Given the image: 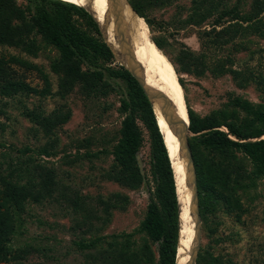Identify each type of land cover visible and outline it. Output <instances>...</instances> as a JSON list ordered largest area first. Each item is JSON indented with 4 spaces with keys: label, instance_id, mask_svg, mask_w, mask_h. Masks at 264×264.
<instances>
[{
    "label": "rangeland",
    "instance_id": "obj_1",
    "mask_svg": "<svg viewBox=\"0 0 264 264\" xmlns=\"http://www.w3.org/2000/svg\"><path fill=\"white\" fill-rule=\"evenodd\" d=\"M128 1L151 22L153 39L177 71L187 106L197 117L204 119L226 110L233 98L264 105V33L259 31L264 24V11H259L263 0H230L211 19L199 23L192 20L195 0ZM19 4L27 5L23 0ZM235 8L243 19L230 23L242 25L244 34L223 51L216 50L205 32L212 29L221 12ZM80 23L88 31L85 21ZM24 34L14 44H0V56L21 63L17 69L26 74L27 79L22 80L29 91L0 95V173L17 168V181L35 184L42 194L37 202L36 195L30 198L24 211H14L16 227L10 247L29 251L22 260L9 264H96L86 258L96 254V247L83 248L82 243L89 246L99 239L101 245L115 240L128 246L133 256L145 253L144 264H160L157 244L139 232L156 191L152 140L140 117L137 122L143 130V143L138 165L145 180L131 188L107 175L118 166L111 153L125 119L121 103L127 98L126 84L107 74L102 91L89 95L83 84L71 83L58 68L63 61L59 48L37 31ZM109 65L123 67L116 57L106 67ZM220 67L226 71H219ZM32 112L41 114V123L29 116ZM238 115L244 119L247 113L239 110ZM45 118L54 124L47 125ZM192 137L190 134L189 144ZM238 155L244 176L237 187L242 211L218 202L208 216L201 214L202 258L198 257L197 264H264V178L251 184L253 166L244 159L245 154ZM50 170L55 185L46 192L39 185ZM183 178L189 183L187 174ZM76 192L92 198L94 205L103 198L114 206L109 215L103 209L97 214L91 232L85 233L88 227L81 225L84 211L69 205Z\"/></svg>",
    "mask_w": 264,
    "mask_h": 264
},
{
    "label": "trees",
    "instance_id": "obj_2",
    "mask_svg": "<svg viewBox=\"0 0 264 264\" xmlns=\"http://www.w3.org/2000/svg\"><path fill=\"white\" fill-rule=\"evenodd\" d=\"M23 1L26 2V6L19 4V0H0V44H14L13 41L23 37L24 33L31 34L37 31L63 52V61L58 68L63 69L71 83L79 81L83 84L89 95L102 91L103 80L107 74L110 78L120 79L126 84L127 98L121 103L125 119L119 132L120 138L111 153L118 166L107 175L116 183L131 188L141 186L145 180L139 172L138 165V154L143 143V130L137 122L140 117L152 140L151 171L156 183V191L154 200L149 204L147 218L139 232L145 233L153 244H157L160 264H177L180 214L175 168L159 130L151 102L138 81L124 66L119 69L112 68L110 65L106 67L115 59V54L102 37L99 25L85 9L60 0ZM163 1L155 0L154 3ZM229 1L195 0L196 7L192 20L195 23L206 22L219 13ZM260 3L259 11L263 12L264 0ZM132 6L151 26V22L141 14L139 9L133 4ZM255 6L258 8L257 4ZM227 18H230V21L227 22ZM240 19L243 17L236 8L221 12L214 20L212 29L205 32V36L210 38L208 43L214 49L223 51L235 41L237 36L244 34L242 25L240 26L237 22L230 23ZM250 19L252 20L253 17ZM80 20L85 21L88 31L82 28ZM261 25L259 31L264 33V24ZM155 42L164 51L156 40ZM18 64L21 63L14 58L0 56V95L12 96L20 91L29 92L27 84L23 81L27 79L26 74L17 69ZM85 65L89 69L84 70ZM225 69L220 67L219 71H226ZM228 73H230L229 70ZM236 73L232 72L233 78H236ZM180 82L183 86L182 80ZM228 106L231 108L230 112ZM239 110L247 113L244 119L238 115ZM188 112L189 129L193 135L190 138L193 139L190 145L197 170L202 216H208L218 202L231 210L242 211L237 187L244 176L242 177L241 172L242 158L238 153L245 154L244 159L253 166L251 184L258 178H264V139H262L264 105L253 106L250 102L233 98L228 102L226 110L218 111L204 119L197 117L189 108ZM39 115L33 112L29 114L32 119L41 123L42 117ZM43 122L47 125L54 124L46 118ZM15 171H18L17 168L0 173V264L22 260L24 255L28 254L29 250H14L10 247L11 237L16 227L17 214L14 211H24V205L30 198L36 195L37 202L40 200L39 195L42 194L35 184L26 185L18 182ZM42 178L44 182L42 186L39 185L40 189H47L46 192L54 190L53 171H48ZM115 198L119 201L122 199L118 194ZM69 199H71L70 206L72 204L76 211H84L86 214L81 223L88 227L85 233L95 229L97 222L95 219L99 218L97 214L102 209L109 215L114 207L112 202L103 198L98 205H94L92 198L78 195V192ZM211 199L212 202H210ZM100 241V239L92 240L89 246L82 243L83 248L96 247L95 255L86 256L88 259H93L94 263L97 262L96 264H144L147 262L145 253L133 256L128 246L117 243L115 240L106 245L99 244ZM200 255L199 259L202 258Z\"/></svg>",
    "mask_w": 264,
    "mask_h": 264
},
{
    "label": "bare ground",
    "instance_id": "obj_3",
    "mask_svg": "<svg viewBox=\"0 0 264 264\" xmlns=\"http://www.w3.org/2000/svg\"><path fill=\"white\" fill-rule=\"evenodd\" d=\"M60 1L77 5L91 14L115 57L145 89L175 168L180 214L177 264H193L196 253L200 252L201 219L192 160L186 149L181 150L190 120L177 71L153 39L146 20L128 0ZM185 174L189 183L183 178Z\"/></svg>",
    "mask_w": 264,
    "mask_h": 264
},
{
    "label": "water",
    "instance_id": "obj_4",
    "mask_svg": "<svg viewBox=\"0 0 264 264\" xmlns=\"http://www.w3.org/2000/svg\"><path fill=\"white\" fill-rule=\"evenodd\" d=\"M129 71V70H128ZM130 72V71H129ZM130 74L138 81V83L140 84V86L142 87V89H143V91H144V93H145V95H146V97L148 98V100H149V97H148V95L146 94V92H145V89L143 88V86L141 85V83H140V81L130 72ZM150 101V100H149ZM151 102V101H150ZM157 120V119H156ZM157 124H158V121H157ZM158 126H159V124H158ZM189 127H190V124L188 125V127H187V131H186V133H188L187 135H186V137H185V143L184 144H182L181 145V150H184L185 151V149H186V151H187V155H189L190 156V158H191V160H192V166H193V169H194V172H195V174H196V179H197V186H198V178H197V170H196V166H195V164H194V158H193V154H192V150H191V148H190V144H189V136H190V134H192L191 133V131H190V129H189ZM159 130H160V132H161V129L159 128ZM161 134H162V132H161ZM162 136H163V134H162ZM164 139V138H163ZM164 143H165V141H164ZM165 146H166V144H165ZM166 149H167V146H166ZM167 151H168V149H167ZM169 152V151H168ZM170 157V156H169ZM171 160V159H170ZM196 198H198L197 199V202H198V205H197V211H198V215L200 216V219H201V210H200V200H199V189H197V196H196ZM201 225H202V219H201ZM200 230H201V226H200ZM200 247H201V245H200ZM198 257H199V255H198V253H196V258H195V261L193 262V264H197V260H198Z\"/></svg>",
    "mask_w": 264,
    "mask_h": 264
},
{
    "label": "clouds",
    "instance_id": "obj_5",
    "mask_svg": "<svg viewBox=\"0 0 264 264\" xmlns=\"http://www.w3.org/2000/svg\"><path fill=\"white\" fill-rule=\"evenodd\" d=\"M163 137V136H162Z\"/></svg>",
    "mask_w": 264,
    "mask_h": 264
}]
</instances>
